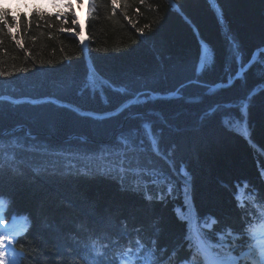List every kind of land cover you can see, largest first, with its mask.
<instances>
[{
    "label": "trees",
    "instance_id": "1",
    "mask_svg": "<svg viewBox=\"0 0 264 264\" xmlns=\"http://www.w3.org/2000/svg\"><path fill=\"white\" fill-rule=\"evenodd\" d=\"M215 3L222 20L212 0H88L81 42L73 4L0 0L19 25L0 24V165L16 168L0 169V199L6 220L27 218L18 264H90L93 239L181 264L192 220L214 244L264 224V0Z\"/></svg>",
    "mask_w": 264,
    "mask_h": 264
},
{
    "label": "snow or ice",
    "instance_id": "2",
    "mask_svg": "<svg viewBox=\"0 0 264 264\" xmlns=\"http://www.w3.org/2000/svg\"><path fill=\"white\" fill-rule=\"evenodd\" d=\"M82 2V0H81ZM141 3L144 0H140ZM53 3H59L67 6L69 9L72 8L71 0H53ZM113 5V10L120 4V0H111ZM215 10L219 13V19H223V13L219 6L212 0ZM175 7V5H173ZM43 17V13H39ZM25 15V14H21ZM58 16L65 15L64 13L57 14ZM12 24H9L7 17V10L0 9V24L7 27L9 35L12 34V27L16 25L17 17L13 16ZM65 23H67V18L65 16ZM73 25L78 24V19L74 18L72 20ZM19 27V25H16ZM63 31L71 32L73 29H63ZM15 39V37H13ZM83 42V40H81ZM16 43L23 47L21 41L17 40ZM239 58V57H237ZM251 63V62H249ZM0 75H5V73H0ZM251 95L243 102L241 111L245 117L243 133L245 135H250L247 126V110L249 107V101L251 100ZM146 131L151 134V128L148 125H144ZM122 143L128 144V140L122 138ZM151 143L153 151L160 154L158 139L151 136ZM3 167H9L13 171L16 168L9 163L0 165V169ZM138 171V170H133ZM183 171V170H182ZM187 176V173H184ZM171 191V188L169 189ZM187 195V188L185 189ZM256 196V193L250 194ZM150 199V197H149ZM240 198L238 197V200ZM256 203L264 204V201H256ZM241 209L245 208L244 202H240ZM6 208V201L0 199V264H18V260L23 257L24 252L21 250L17 252L15 250V243L19 242L18 237L25 232L24 223L13 217L12 223H7L4 212ZM26 222L27 218H23ZM216 224V220L212 219L211 224L206 225V227L211 228V225ZM264 229V224L261 225H249L242 233H236L232 229L228 228L224 231L216 233L217 243H213L209 237H207L201 230L197 229L195 233V246L196 252L204 256L208 264H264V235H258V231ZM188 239H193V233L191 227L189 228ZM231 239V243L228 240ZM238 241H243V243H237ZM154 243V242H153ZM191 247V245H190ZM213 248H221L226 250V254L221 256L219 253L212 251ZM247 249L246 251L243 249ZM235 250H239V254H234ZM89 256H93L90 264H158V257L156 256L154 249H148L142 242L136 241L135 247L131 244L117 245L116 250L109 255L111 251V246L104 242L103 244H98L96 239L91 242L90 248L86 249ZM196 252L193 253L192 259H183L181 264H196L195 256Z\"/></svg>",
    "mask_w": 264,
    "mask_h": 264
},
{
    "label": "rangeland",
    "instance_id": "3",
    "mask_svg": "<svg viewBox=\"0 0 264 264\" xmlns=\"http://www.w3.org/2000/svg\"><path fill=\"white\" fill-rule=\"evenodd\" d=\"M71 3H73L75 5L76 1L75 0H71ZM85 4H87V0H85ZM13 217H16L18 220H20L21 222H23L24 223V226H25V221L23 220L24 217L21 216V215H13L8 220H6V222L9 223V224L12 223Z\"/></svg>",
    "mask_w": 264,
    "mask_h": 264
},
{
    "label": "water",
    "instance_id": "4",
    "mask_svg": "<svg viewBox=\"0 0 264 264\" xmlns=\"http://www.w3.org/2000/svg\"><path fill=\"white\" fill-rule=\"evenodd\" d=\"M80 141H84L83 139H81Z\"/></svg>",
    "mask_w": 264,
    "mask_h": 264
}]
</instances>
